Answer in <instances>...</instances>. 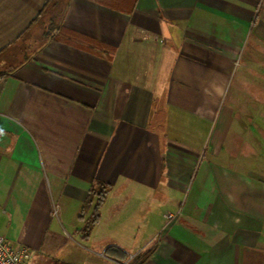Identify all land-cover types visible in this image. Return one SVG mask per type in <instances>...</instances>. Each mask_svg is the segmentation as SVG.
<instances>
[{
	"label": "crops",
	"instance_id": "crops-1",
	"mask_svg": "<svg viewBox=\"0 0 264 264\" xmlns=\"http://www.w3.org/2000/svg\"><path fill=\"white\" fill-rule=\"evenodd\" d=\"M0 234L264 264V0H0Z\"/></svg>",
	"mask_w": 264,
	"mask_h": 264
},
{
	"label": "built area",
	"instance_id": "built-area-1",
	"mask_svg": "<svg viewBox=\"0 0 264 264\" xmlns=\"http://www.w3.org/2000/svg\"><path fill=\"white\" fill-rule=\"evenodd\" d=\"M175 217H177V214H169L167 216L168 219ZM29 259L30 250L26 246H14L0 235V264H28Z\"/></svg>",
	"mask_w": 264,
	"mask_h": 264
},
{
	"label": "trees",
	"instance_id": "trees-1",
	"mask_svg": "<svg viewBox=\"0 0 264 264\" xmlns=\"http://www.w3.org/2000/svg\"><path fill=\"white\" fill-rule=\"evenodd\" d=\"M108 191H109V186L103 185V188L100 192V197L98 198L97 204H96L95 209H94L95 211H94L93 217L89 220L86 227L84 228V231L86 233H89V231L91 230L93 225L98 221L100 207H101L102 202L104 201L105 195L108 193ZM149 253H150V251L144 253L142 256L137 258L135 261V264H142L144 262V260L147 259Z\"/></svg>",
	"mask_w": 264,
	"mask_h": 264
},
{
	"label": "rangeland",
	"instance_id": "rangeland-1",
	"mask_svg": "<svg viewBox=\"0 0 264 264\" xmlns=\"http://www.w3.org/2000/svg\"><path fill=\"white\" fill-rule=\"evenodd\" d=\"M28 264H59V262L55 258V256H52V255L51 256H47V255H43L41 253L40 254H38L36 252L32 253L30 251V259L28 261Z\"/></svg>",
	"mask_w": 264,
	"mask_h": 264
}]
</instances>
